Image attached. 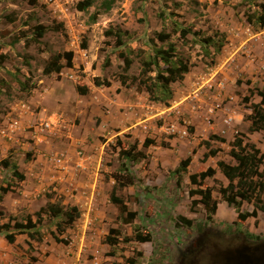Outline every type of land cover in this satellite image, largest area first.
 <instances>
[{"label":"rangeland","instance_id":"1","mask_svg":"<svg viewBox=\"0 0 264 264\" xmlns=\"http://www.w3.org/2000/svg\"><path fill=\"white\" fill-rule=\"evenodd\" d=\"M29 1L0 0V53L6 55L0 66V123L7 112L21 103L29 105L34 113L58 101L63 105L60 107L76 104L73 89L84 85L90 89L84 104L93 100L101 102L103 107H107L106 101L112 104L113 113L107 125L103 122L106 131L100 129L97 138L86 142L93 148L92 165L103 169L106 175L104 181L107 183L118 170L120 149H128L136 143L137 150L146 155L145 160L130 166L135 185L116 192L128 211L137 214L132 225H120L116 220L118 208L110 202L113 186L102 184L94 206V213L98 215L94 248L99 249L94 255L104 264L111 261L125 264L127 258L135 259L137 264H180L179 251L191 242L194 246L200 235L209 229L223 233L226 238L252 234L264 242V213L258 212L256 219L249 218L244 225H234L235 211L218 192L228 181L217 168L218 161L234 164L228 156V142L236 133L246 135L264 154V132H249L250 122L246 119L252 106L260 102L256 91L264 89V29L254 28L245 18V14L250 15L257 9L246 0H122L104 13L100 6L102 0H94V6L87 12L76 8L82 0H35L34 5ZM163 13L164 19L161 18ZM93 15H96L94 23ZM37 25L47 29L40 39L34 36ZM178 26L192 28L200 37L215 33L226 35L222 51L212 56L213 64H210L212 57H205L200 45L190 37L186 41L179 39V34L174 32ZM107 29L125 32L124 44L117 47L114 39L104 35ZM162 30L171 35L170 42L176 45L177 54L188 59L190 65L185 79L172 85L174 96L169 107L150 102L144 88L136 81L141 61L149 54L148 40ZM157 45L161 44L157 42ZM65 52L73 53L75 67H65L58 75L44 74L43 69L50 59ZM119 53H127L134 61L127 74L128 87L121 86L119 81L123 74ZM70 75L75 78L69 79ZM94 77L108 80L111 86L96 90L99 88L92 83ZM44 89H49V94ZM53 89H65L66 93L57 98ZM249 91L253 92L251 96ZM244 97H249V101L245 102ZM65 118L72 124L71 130L83 122L82 116L79 118L73 113H67ZM96 119L98 127L101 120ZM69 129L70 126L66 127V131L74 135ZM183 130L186 136L182 135ZM212 134L222 136L226 143L210 140L209 147L220 152L205 158L209 148L201 143L209 141ZM146 138L154 143L144 147ZM61 140L65 141L56 136L37 148L28 138L25 142L30 146L10 147L5 158L0 153V162L9 160L15 164L20 157H24V163L39 159L45 176L52 177L60 169L49 157L61 153L58 150ZM73 149L70 155L74 154ZM188 156L192 158L188 172L173 175ZM65 157L67 162L66 154ZM208 168H214L216 174L207 179L205 185L213 189V198L218 203L210 223H206L199 197L189 195L190 190L196 189L190 184L189 175ZM261 169L264 171V164ZM13 180L10 170L0 163V187L14 185ZM53 185L48 188L51 192L30 199L28 206L19 209L16 215L8 211L13 209L19 190L12 189L8 196L0 191V196L5 195L0 198V211L4 213L0 225L9 217L22 222L27 216H33L44 207L43 200L53 198L59 205L72 206L63 193L52 190ZM242 210L251 212L253 206L244 203ZM180 217L191 220L192 226H187ZM136 227L150 231L152 242L122 241L114 251L115 257H109L108 251L103 250L109 229H119L122 239H130ZM39 230L49 235L55 227L46 220ZM15 238L10 245L0 235L1 264H47L57 256L53 248L64 245L50 238L46 243L33 242L32 247H28L23 236Z\"/></svg>","mask_w":264,"mask_h":264},{"label":"trees","instance_id":"2","mask_svg":"<svg viewBox=\"0 0 264 264\" xmlns=\"http://www.w3.org/2000/svg\"><path fill=\"white\" fill-rule=\"evenodd\" d=\"M122 0H102L101 8L104 13L110 12L117 2ZM218 0H215V2ZM250 5L257 9L252 14H245V18L248 24L258 30L264 29V1L259 0H246ZM32 5L35 4V0L29 1ZM94 0H82L77 3L76 8L80 12H87L89 8L94 6ZM99 14V13H97ZM161 18H165L164 13ZM96 20V15L92 16V22ZM47 29L42 25H37L34 28V36L37 39L42 38ZM175 33L179 34V39L182 41L191 40L200 45L205 57H212L220 54L225 43L226 35L224 33H215V35L208 37H200L199 32L193 31L189 27L175 28ZM107 38L114 39L117 47L124 44L125 32L112 29H107L104 32ZM171 35L162 30L156 33L154 38L148 40L149 54L141 61V72L136 79L138 84L144 88L148 100L154 104L163 105L165 107L170 106V102L173 99L174 91L172 85L180 83L185 79V75L189 72L188 59L181 57L177 54L176 45L170 42ZM157 42L161 45L158 46ZM119 58L123 61L121 68L123 74L120 75L119 81L121 86L128 87L129 77L128 72L133 65V59L127 53H119ZM6 59V55L0 53V66ZM73 53L65 52L63 54L54 55L48 64L44 67L43 72L46 75L59 74L65 67H73ZM213 57L211 63L213 64ZM250 84V81H247ZM96 88H108L111 86L110 82L106 79L94 77L92 81ZM239 83V81H238ZM76 91L81 96L88 94L89 89L84 85H76ZM118 92V91H117ZM250 92V96L253 94ZM257 95L260 98V102L252 106L251 113L246 117L250 122L249 132H264V89L257 90ZM245 102L249 101V97H244ZM209 141H203L201 144L209 148V151L204 155L205 158L214 157L220 149L210 148V140H217L221 143H226V140L222 137L214 134L209 136ZM154 142L146 138L143 142L144 147H148ZM228 156L232 159L234 164H228L223 161L217 162V168L228 181L226 187L220 186L218 189L219 194L223 201L233 208L236 214V222L234 225H244L249 218H257L258 212L264 213V171L261 169L264 164V154L254 144L251 143L247 136L241 133H236L233 139L228 142ZM119 159L121 164L118 170L112 174L114 185L110 193V202L117 206L118 215L116 220L120 225H132L135 221L137 214L135 212L128 211L127 205L120 197L116 196L118 189H123L135 185V178L130 170L131 164L139 163L146 159V155L137 150L136 143L128 149H120ZM192 158L190 156L183 159L178 167L172 172L173 175H181L188 172ZM3 168H12L13 176L16 181L14 185L8 184L7 187H0L2 194L12 191L13 188H19L20 183L25 180V176L18 172L16 165H11L9 160H3L0 162ZM216 170L214 168H208L207 170L189 175L190 184L196 189L190 190L189 195L191 197L198 196V203L203 206L206 215V223L213 221V217L216 215L218 208L217 201L213 198V189L205 185L207 179H211L215 176ZM2 196H0L1 198ZM195 202V201H193ZM244 203L251 204L253 210L243 211L242 207ZM80 213L75 206H63L58 203L48 202L45 207H42L34 213L33 216H27L24 221H17L13 217H9L8 221L0 225V235H3L5 240L13 244L15 242V236L20 234H26L31 241L47 242L51 237L56 243H66L65 240L60 239L59 236L65 234L70 229ZM4 218V213L0 211V219ZM51 222L55 231L41 233L39 230L40 225L45 221ZM183 223L187 226H192L193 222L186 218L180 217ZM133 235L130 239L121 238V231L116 228H110L108 234L104 238L105 244L111 249L108 255L115 257V249L124 242L135 241L140 244L152 242V235L150 231L136 227L133 230ZM242 235V234H240ZM248 240L261 241L259 237L252 234L244 235ZM30 245V243H29ZM138 256H142L141 253ZM113 264H121L114 262ZM125 264H137L135 259L127 258Z\"/></svg>","mask_w":264,"mask_h":264},{"label":"crops","instance_id":"3","mask_svg":"<svg viewBox=\"0 0 264 264\" xmlns=\"http://www.w3.org/2000/svg\"><path fill=\"white\" fill-rule=\"evenodd\" d=\"M74 67L75 66H73V68ZM44 90L47 94H49V89ZM73 90L76 92V99L78 100L76 104H69L64 107H60L63 105L59 104L58 101L54 106L44 108L39 113H34V111L31 110L29 105L26 103L25 104L29 107V109L28 111H23L20 109L19 104L14 106L10 112H7L2 117V121L0 123V153L4 158L6 157L7 151L10 147L18 149L19 146H22L23 148L25 145L30 146V143L25 142L28 138L33 140L34 143L32 145L39 148L42 144H44V142L56 139V136H61V138L65 139V141H59L61 145L58 150L67 156L65 169L55 173L52 177L45 176L43 168L40 166L42 163L41 161L39 163V159L33 161L32 163H24V157H20L15 160V164L10 162L11 165L13 164L18 167V172L25 176V180L20 183V187L17 188L20 194L16 195L17 199L15 200L14 207L8 212L16 215L19 209L28 206L30 199H36L37 196L43 192H51L48 188L54 184L52 190L56 191L57 194L63 193L66 199L71 201L72 206L77 207L80 215L73 226L68 229L65 234L59 236L60 239L65 240L66 243L55 242L56 244L64 245L63 247L57 246V248H53V252L56 253L57 256L55 260H50L47 264H104L100 258L94 255V253L99 250L94 248L96 236L95 228L98 221V215L94 213V206L98 202V196L100 195L99 190L103 188L102 184L105 182L104 178L106 175L102 172L103 169L101 170L99 167H94L92 165V158L94 157V153H92L93 148H91L90 145L87 146L86 142L93 140V137L97 138L100 129L106 131L105 127L107 125L106 123H108L107 119L113 113L111 110L112 104H108L107 101H104V105L107 107H103L101 102H97V100L95 101L93 99H91L93 101L84 104L83 102L86 101L85 97H88L89 94L81 96L77 93L76 88ZM96 90L100 91L102 89L99 88ZM64 93H66L65 89H53V95L57 98L63 97ZM42 99L43 97L39 100L40 104ZM67 113H73L79 118L82 116L83 122L81 125H74L75 127L71 130L73 126L69 121V123H67L65 118ZM49 114H52L50 116H60L63 119L62 122L49 132H44L36 136H34L30 130H26L37 121L50 117ZM96 118L101 120L98 127H96L98 121ZM11 119H16L19 122V128L14 133L8 134L9 137H11V139H8L2 135V129L8 128V124ZM69 126V130L71 132L74 131V135L73 133L70 134L66 131V127ZM232 139L233 138L231 137V140ZM73 147L74 154L70 155ZM78 149L80 151L77 152ZM79 152H81V155L78 154ZM17 156H19V154H16V157ZM20 161L22 163H20ZM7 170H10V177L14 179L13 181H16L12 174V168H7ZM114 183L115 182L111 176L108 182H105V184L110 187L113 186ZM7 193L11 194V192ZM7 193H5V195H7ZM44 195L41 197H44ZM4 196L2 195L3 198ZM48 202L55 203L53 198L47 201L43 200L42 204H44V207ZM20 235L24 237L25 244L28 247H32L33 242L39 243L31 241L26 234ZM2 237L5 240L3 235ZM50 238L51 237H49L47 241H50ZM103 250L109 252L110 248L104 244ZM90 255L93 256V258L90 257ZM114 262L115 261H111L109 264H113Z\"/></svg>","mask_w":264,"mask_h":264},{"label":"flooded vegetation","instance_id":"4","mask_svg":"<svg viewBox=\"0 0 264 264\" xmlns=\"http://www.w3.org/2000/svg\"><path fill=\"white\" fill-rule=\"evenodd\" d=\"M263 241L248 240L244 235H235L231 238L224 237L221 232L207 230L185 249L179 251L180 264H224L226 252L241 248L243 244L250 246Z\"/></svg>","mask_w":264,"mask_h":264},{"label":"built area","instance_id":"5","mask_svg":"<svg viewBox=\"0 0 264 264\" xmlns=\"http://www.w3.org/2000/svg\"><path fill=\"white\" fill-rule=\"evenodd\" d=\"M74 75H70L69 79H74ZM20 109L23 111H28L29 107L25 103L19 105ZM62 118L58 115L47 117L46 119L39 120L29 127V130L33 133L34 136L42 134L44 132H49L54 129L57 125L62 122ZM19 128V122L16 119H11L8 124V128L2 129V135L11 139L8 134L14 133ZM147 128V126H144ZM182 135L186 136V130L182 131ZM81 155V152L78 153ZM49 161L56 165L60 170L65 169L66 157L64 153H58L55 156L49 157Z\"/></svg>","mask_w":264,"mask_h":264},{"label":"water","instance_id":"6","mask_svg":"<svg viewBox=\"0 0 264 264\" xmlns=\"http://www.w3.org/2000/svg\"><path fill=\"white\" fill-rule=\"evenodd\" d=\"M224 264H264V242L250 246L243 244L241 248L226 252Z\"/></svg>","mask_w":264,"mask_h":264}]
</instances>
